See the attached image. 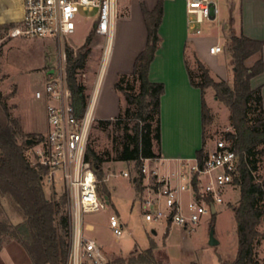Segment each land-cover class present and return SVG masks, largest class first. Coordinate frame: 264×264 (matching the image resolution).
I'll return each instance as SVG.
<instances>
[{"label": "rangeland", "instance_id": "obj_1", "mask_svg": "<svg viewBox=\"0 0 264 264\" xmlns=\"http://www.w3.org/2000/svg\"><path fill=\"white\" fill-rule=\"evenodd\" d=\"M157 1L132 0L125 3L122 15L117 23L108 62L105 65L106 52L109 46L108 40L95 35L86 68L79 77L87 86L89 96H91L96 86L99 83L101 84L96 120L90 127L87 147H92L105 158L114 159L117 157L115 147L121 146L123 130L117 131L112 126L103 129L99 121L108 120L102 117L110 118L117 115V113L119 115L126 106L124 95L116 90L115 84L113 89L110 82L120 68H125L127 65L126 69L132 70L134 68V62L144 50L147 42V28L142 8L146 6L150 10V8L155 7ZM166 1H168V6L166 5V8H164L160 36L171 43L175 30L178 31V34L183 33L186 6L184 9V0ZM218 5L222 16L226 19L225 22L228 23L230 0H218ZM21 15L22 6L19 0H0V26L12 24L11 22L20 19ZM81 17L85 20L77 23L76 32L70 39L12 38L9 36V29L1 32L0 93L5 97L12 116L19 120L24 133L32 136L29 139L45 138L49 133L48 102L44 98L37 99L35 93L45 89L46 81L53 74L50 72H60L63 67L67 76L68 62H62L63 53H66V59H68L66 48L70 47L77 52L93 30L94 24L91 19L96 17V12L81 13ZM221 22L219 17L214 20L212 25L210 23L201 25L200 28L203 34L198 37L212 36L214 42L219 38L221 45L225 43L227 45L228 42H225L224 38L223 22ZM188 60L190 70L197 75L196 81L200 82L201 71L197 64L198 59L194 54L189 53ZM253 62L252 57L247 60V65L251 66ZM161 63L162 60H159L158 64ZM209 74L211 75L210 71ZM123 75L131 76L132 73L119 74L115 83ZM130 79L132 78L130 77ZM213 80L229 87L234 84V78L229 81L214 78ZM131 84L134 85V91L137 92L139 84L134 82H131ZM124 87H127V83H124ZM204 93L207 117L205 119V133L207 146H212L214 142L224 138L227 132L233 131L230 122L231 112L220 99L218 91L213 86L205 88ZM119 98L120 102L118 103ZM118 115L111 119L117 118ZM129 123L133 126L135 121L129 120ZM24 138L26 137H19V141ZM36 144L33 143L26 150L29 160L34 164L33 153ZM124 170H128L126 163L114 160L104 163V178L100 180L98 185L99 194L103 198L108 188L110 200H106L105 209L84 215L85 227L88 223H91L94 227L92 231H87L85 228L84 234L88 239L94 240L100 248L103 264L121 258L127 264L131 261L132 251L136 250L138 253H143L150 248L152 243H155L152 264L156 262L221 264V259L227 261L236 259L239 243L233 207L238 204L240 199L239 187L228 189L224 196V202L216 207L215 217L213 215L206 216L198 224L187 230L180 228L169 235H165L162 230H159V233L154 235L151 224L145 219L142 201L139 199L140 196L138 198L135 195L131 180L121 175ZM132 170L129 167V171L133 172ZM163 172H167V170L164 169ZM44 189L50 199L53 198L54 191L58 193L57 199L60 198L64 190L68 189L61 170H58L55 174L54 185H48L45 182ZM5 208L14 223L21 221L20 217L11 212L6 202ZM112 215L119 217L124 225V234L120 238H117L110 228V216ZM258 229L261 233H264V223ZM212 233L214 239L218 242L214 245L210 243ZM4 248L6 249L0 256V264H32L28 255L16 241L6 242ZM255 252L260 264H263L264 239L256 244ZM85 264L90 263L87 261Z\"/></svg>", "mask_w": 264, "mask_h": 264}, {"label": "trees", "instance_id": "obj_2", "mask_svg": "<svg viewBox=\"0 0 264 264\" xmlns=\"http://www.w3.org/2000/svg\"><path fill=\"white\" fill-rule=\"evenodd\" d=\"M164 5L165 0H158L152 10L143 6L142 14L147 28L145 48L135 60L132 75H123L115 83L116 90L124 95L126 106L117 118L99 121L103 129L112 126L117 131L123 130L121 146L115 147L117 157L105 158L92 147H87L85 155L86 162L90 163L99 181L104 178V163L112 160L126 163L133 169L132 180L136 179V190L140 197L146 189L145 175L142 173L144 160L160 157L155 153L154 145L161 144V101L166 88L164 83L151 82L149 74L162 43L159 28L164 16ZM12 25L0 26V36L2 31H7ZM95 35L98 34L93 28L77 52L70 47L66 48L68 85L79 117L84 115L90 97L87 86L79 77L86 68ZM226 46L235 67L233 86L216 83L199 59L197 64L201 71V81L197 82V75L190 70L191 81L193 86L202 91L213 86L230 109L233 131L227 132L225 138L239 155V176L236 183L240 189V199L233 207L237 223L238 253L235 260L221 259V264H260L255 246L264 239V233L258 229L264 223V177L261 174L264 158V106L262 89L252 88L251 80L264 71V41L234 35ZM253 56H258V59L248 66L247 60ZM131 82L139 84L137 92ZM124 83H127V87H124ZM206 118L203 100V147L197 152V158L201 162L208 153ZM129 120L135 121L133 126ZM19 137L26 138L19 141ZM30 137L32 136L24 133L19 120L12 116L5 97L0 93V253L6 242L14 240L22 247L32 264H69L73 233L70 192L65 189L59 199L56 191L53 192V198L47 196L44 178L48 169L32 163L26 154L30 147L27 144ZM41 140L42 137L34 139V144ZM103 199L110 200L108 188ZM5 202L21 221H12ZM154 250L155 244L152 243L145 252L136 257L133 255L127 264H152ZM107 264L126 263L121 258Z\"/></svg>", "mask_w": 264, "mask_h": 264}, {"label": "built area", "instance_id": "obj_3", "mask_svg": "<svg viewBox=\"0 0 264 264\" xmlns=\"http://www.w3.org/2000/svg\"><path fill=\"white\" fill-rule=\"evenodd\" d=\"M23 16L13 20L9 29L12 38L70 39L77 23L85 20L81 13L96 12L93 28L99 36L114 40L117 23L124 4L132 0H19ZM187 27L195 35L203 33L201 25L213 22L220 14L218 0H184ZM213 55L222 53L224 46L217 44L209 49ZM62 62H67L63 53ZM106 65V63H105ZM62 67L53 72L43 91H37V99L48 102L49 133L34 145L35 164L48 169L45 182L54 185L58 170L71 196L73 222L72 246L69 264H103L100 248L85 234L84 215L106 208V200L99 194V180L86 162L87 141L92 123L96 120V106L100 93L99 83L90 96L82 117L76 113L72 91ZM103 78V77H102ZM167 161L160 158L144 160L145 175L144 216L155 229L169 235L177 229H189L204 217L214 215L218 204L224 202L228 189L237 188L239 155L231 142L221 138L214 142L201 162L182 160L179 172L163 173ZM121 175L132 179L129 171ZM148 181V182H147ZM148 184V185H147ZM215 208V213L212 208ZM110 228L117 238L124 234L119 217L110 216Z\"/></svg>", "mask_w": 264, "mask_h": 264}, {"label": "crops", "instance_id": "obj_4", "mask_svg": "<svg viewBox=\"0 0 264 264\" xmlns=\"http://www.w3.org/2000/svg\"><path fill=\"white\" fill-rule=\"evenodd\" d=\"M166 5L168 6V1L165 0L164 8H166ZM153 8H150V10ZM219 17L223 22L225 42H228L234 35H244L250 39L264 41V0H230L228 23L225 22L226 19L222 16L221 9L220 14L216 18L218 19ZM213 23L214 21L210 24L212 25ZM183 26V33L178 34V31H174L171 43L166 39H162L155 59L151 64L149 74L151 82L164 83L166 88L161 101V144L154 145V151L159 154V158L167 161V166L164 168L167 172H163L166 175H171L175 171L179 172L180 162L182 160L195 159L197 152L203 147V100L205 93L200 88L192 85L188 54H194L208 68L214 79L233 80L235 73L231 53L225 50L227 48L226 43L223 45L224 51L222 53L213 55L209 49L214 45L220 44L219 38L214 42L212 36L198 37L200 35H195L187 27L186 15L183 20ZM161 32L160 28L159 33L161 34ZM208 44L210 45L208 46ZM262 57L264 59V48ZM253 59L255 62L258 56H253ZM159 60H162L160 65L158 64ZM126 67L117 70L115 77L112 78L110 85L113 89L119 74H130L133 72L134 68L129 70ZM50 73L52 74V72ZM251 86L254 89L259 87L262 89L264 106V71L251 80ZM100 94L101 88L96 111L100 101ZM119 100L120 98L118 99V103L120 102ZM115 116L102 118L111 119ZM213 146H207V149L209 150ZM127 167V171H129V166L127 165ZM129 172L133 175V172ZM261 174L264 177V158ZM130 180L133 184L135 195L139 198L135 181ZM144 195L139 198L142 201V205L144 203ZM85 228L87 231L94 229L91 223L86 224ZM151 230L152 233L155 231L156 234L153 233L154 235L159 233L153 226ZM5 249L0 253V256L4 253ZM132 253L134 254L131 257L141 254V252L138 253L136 250L132 251Z\"/></svg>", "mask_w": 264, "mask_h": 264}, {"label": "water", "instance_id": "obj_5", "mask_svg": "<svg viewBox=\"0 0 264 264\" xmlns=\"http://www.w3.org/2000/svg\"><path fill=\"white\" fill-rule=\"evenodd\" d=\"M234 70H235V69H234ZM52 73H53V72H52ZM33 143H34V140H32V139H28V140H27V144H28V146H32ZM135 180H136V179H134V181H135ZM212 212L215 213V208H214V207L212 208ZM153 233L156 234L155 231H153ZM210 243L213 244V245L218 243V242L214 239L213 233H212V235H211V242H210Z\"/></svg>", "mask_w": 264, "mask_h": 264}, {"label": "bare ground", "instance_id": "obj_6", "mask_svg": "<svg viewBox=\"0 0 264 264\" xmlns=\"http://www.w3.org/2000/svg\"><path fill=\"white\" fill-rule=\"evenodd\" d=\"M111 44H112V41H109V46H108V50H107V52H106V57H105V63H107L108 61V58H109V56H110V49H111Z\"/></svg>", "mask_w": 264, "mask_h": 264}]
</instances>
